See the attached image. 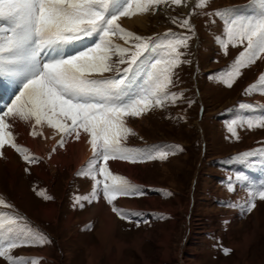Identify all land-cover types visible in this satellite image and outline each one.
<instances>
[{
	"label": "rangeland",
	"instance_id": "1",
	"mask_svg": "<svg viewBox=\"0 0 264 264\" xmlns=\"http://www.w3.org/2000/svg\"><path fill=\"white\" fill-rule=\"evenodd\" d=\"M196 3L186 0L180 6H160L140 20L122 17L120 21L122 27L143 37L163 36L169 30L191 36L188 47L180 49L188 62L175 69L169 89L182 96L175 104L126 119L135 133L125 141L128 147L154 146L169 155L135 164L109 161L114 174L139 187L142 195L114 201L136 215L120 219L101 197L113 216L111 230L101 233V217L89 218L97 200L81 201V207L75 199L92 190L93 180L77 175L92 154L75 167L68 162L69 148L58 151L63 147L54 145L45 159L43 152L17 143L38 162L26 163L14 149V155L0 157V198L11 205H0V215L23 217L22 225L38 230L50 243L21 247L13 255H33L38 264H264V201L256 199L251 212L243 207L248 185L264 182V153L260 152L264 128L237 127L236 139L227 127L237 118L264 116V93H245L254 83L258 89L264 87L258 84L264 60L242 69L232 87H227L222 76L243 45L222 47L227 41L226 26L213 14L233 9L235 16L252 15L253 9H244L251 0H209L204 8H196ZM172 17L189 18L194 32L173 24ZM116 43L123 41L116 39ZM4 94L0 97L10 104L13 93L6 99ZM241 104L252 108L242 109ZM177 145L181 151L169 147ZM250 151L257 154L235 159ZM224 248L230 249L227 255ZM0 264L7 261L0 257Z\"/></svg>",
	"mask_w": 264,
	"mask_h": 264
},
{
	"label": "snow or ice",
	"instance_id": "2",
	"mask_svg": "<svg viewBox=\"0 0 264 264\" xmlns=\"http://www.w3.org/2000/svg\"><path fill=\"white\" fill-rule=\"evenodd\" d=\"M185 3L186 0H0V77L5 78L15 96L10 97V104L0 97V157L8 147L20 153L26 163L38 162L16 143L10 123L15 119L29 123L32 136L42 135L37 127L54 129L60 134V147L68 137L77 141L85 138L92 155L77 175L90 177L93 185L91 192L76 197V202L92 203L102 197L120 219L136 215L117 207L114 201L142 193L125 177L114 174L109 161L135 164L164 160L169 155V151H158L154 146L128 147L125 141L135 133L126 119L175 104L182 96L169 89L174 85L175 69L188 62L182 59L180 49L188 47L191 36L169 30L163 36L143 37L122 27L120 19ZM208 3L209 0H197L195 7L204 8ZM249 7L253 14L248 16H235L233 9L213 13L226 26L227 41L222 47L243 45V51L222 76L227 87H232L242 69L264 60V0H251ZM172 23L194 32L189 18L172 17ZM116 39L123 44L116 43ZM258 84L264 85V73ZM257 90L264 93V87L258 89L255 83L245 93ZM240 107L252 108L244 104ZM245 125L249 129L264 128V116L237 118L227 127L239 139L237 127ZM169 147L182 150L178 145ZM260 152L264 153V149ZM256 154L250 151L235 159ZM228 187L233 190L231 183ZM256 199L264 201V182L248 185L244 210L251 212ZM0 205L11 207L3 198ZM23 220L18 215H0V257L7 264H38V258L15 256L13 250L50 243L38 230L22 225ZM223 251L227 255L230 249Z\"/></svg>",
	"mask_w": 264,
	"mask_h": 264
},
{
	"label": "bare ground",
	"instance_id": "3",
	"mask_svg": "<svg viewBox=\"0 0 264 264\" xmlns=\"http://www.w3.org/2000/svg\"><path fill=\"white\" fill-rule=\"evenodd\" d=\"M249 5H247L244 9L248 10L250 12L253 8L249 7ZM142 16H143V14H138L134 17L129 18V19L140 20L141 18H143ZM121 20H123V19L121 18L120 21ZM134 22H135V20H134ZM137 22H139V21H137ZM128 23H129V20H128ZM139 26H140V24H139ZM0 84L4 85L3 87H0V93L1 94L6 93L3 95L4 99H6L7 97H9L13 93V89L10 87H9V89L7 88L8 86L6 84L5 78H3V77H0ZM14 98H15V96L12 97V99H14ZM10 103H11V101H10ZM10 123H12L11 131L13 132V134L16 138V143L27 145L29 147L30 151L34 149L36 152H39V153L43 152L45 154L44 156L46 157L45 159L50 158L48 153L50 152V150L52 149V147L54 145L58 144V141L61 139L60 134L57 133L54 129L47 127V125L43 126V128L37 127L36 130L38 132H42V135L32 136V135H30V133L33 131V129L29 123L21 121L19 119L12 120V121H10ZM66 139H68V138H66ZM66 148H69L68 162H74L75 167L78 164H82V162L86 159L88 154L90 155V153H91L90 145L87 144L85 138H82L79 141L75 140L74 138H71L66 144H64L63 148L61 150L58 149V151H62ZM30 151H29V153L31 154ZM3 152H4V155L2 156V158L7 157V156L9 157L10 154L14 155V151L12 150V148L7 149V147H5ZM56 156L54 155L53 157H56ZM114 165H115V163H114ZM100 199H98L96 204L93 205V210H91L92 214L89 216V218L91 220H93L95 218L101 217L100 219L102 220L101 221L102 225L100 228V232L106 233L107 231L111 230V228H112L113 216H112L111 212L108 211L109 210L108 208H106V207L104 208V204L102 203V201ZM120 201L124 202L126 205L128 204L126 200H120ZM127 206H129V205H127ZM98 220H99V218H98Z\"/></svg>",
	"mask_w": 264,
	"mask_h": 264
},
{
	"label": "crops",
	"instance_id": "4",
	"mask_svg": "<svg viewBox=\"0 0 264 264\" xmlns=\"http://www.w3.org/2000/svg\"><path fill=\"white\" fill-rule=\"evenodd\" d=\"M33 257V255H31L29 258H32Z\"/></svg>",
	"mask_w": 264,
	"mask_h": 264
}]
</instances>
